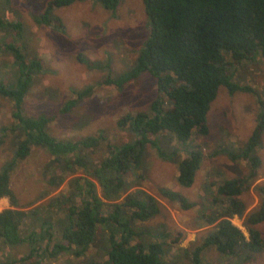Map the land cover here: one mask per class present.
<instances>
[{
    "label": "trees",
    "instance_id": "obj_1",
    "mask_svg": "<svg viewBox=\"0 0 264 264\" xmlns=\"http://www.w3.org/2000/svg\"><path fill=\"white\" fill-rule=\"evenodd\" d=\"M74 1L77 0L48 1L37 21L51 24L56 19L53 9ZM94 1L113 12L121 0ZM142 2L148 34L132 64L117 78L107 69L102 83L121 88L142 73H149L156 82L158 95L151 101L149 111L117 118V125L126 127L134 139L121 144L107 142L106 155L98 161L89 157L87 150L100 144L102 133L79 140L59 139L48 130L51 116H31L23 112L33 75L42 70L43 64L35 55L28 58L22 52L25 47L18 36L21 29L13 42L8 43L5 42L14 34L5 30L6 39L0 42L3 46L0 48L14 57L15 71L9 84L8 80L0 81V97L12 105V121L0 127V150L7 154L0 166V198L6 197L9 201V207L0 210V251L3 247L27 248L12 262L45 264L44 257L52 259L64 252L78 258L86 254L100 233V237L108 240L107 256L102 262L90 264H170L165 258L168 242L163 238L144 240L140 229L132 225L133 221H145L159 214L161 208L157 199L141 188L128 190L141 186L139 179L142 178L137 170L144 167L143 157L149 144L156 148L160 158L176 162V181L180 186L193 184L203 154L199 149H188L186 143L194 132L208 133L207 113L219 87L224 85L230 93L250 90L249 86L232 79L230 62L254 60L259 54L264 60V0ZM20 23L9 21L7 25L0 18V31L7 27L20 28ZM86 63L89 67L103 69L110 65L88 60ZM93 89L87 86L76 91L78 99L67 101L62 110L69 111ZM260 105L256 124L244 145L222 148L221 152H226L231 160H245L249 171L245 176L222 180L210 194V209L200 215L204 223L214 225L193 249L191 264H205L202 253L208 247L225 255L244 253L243 261L254 264L253 255L264 247L262 235L256 228L264 221V188H261L258 207L246 215V204L240 197L257 176L260 166V158L255 153L262 145L264 134V105L261 102ZM171 137L176 145L171 144ZM5 144L8 149H4ZM37 148L50 153V161L41 172L50 189L44 194L48 195L65 181L68 185L66 191L51 196L43 207L57 211L60 214L57 218L45 217L37 206L31 210L18 208L17 195L10 185L11 173L18 163ZM183 149L185 156L180 155ZM78 169L83 170L84 176L75 175ZM133 174L137 180L131 182L129 176ZM96 185L101 189V196ZM159 192L169 200L179 201L183 207L192 205L174 189L160 187ZM234 216L243 217L248 237L232 223Z\"/></svg>",
    "mask_w": 264,
    "mask_h": 264
},
{
    "label": "rangeland",
    "instance_id": "obj_2",
    "mask_svg": "<svg viewBox=\"0 0 264 264\" xmlns=\"http://www.w3.org/2000/svg\"><path fill=\"white\" fill-rule=\"evenodd\" d=\"M48 1L50 0H0L2 21L7 25L9 21L21 22L20 28H3L0 31V42L6 39L5 30L14 34L12 39L5 42L8 43L13 42L18 29H21L18 36L22 39H16L25 47L22 52L28 58L35 55L43 64L42 70L33 75L32 86L22 106L23 112L31 116H51L48 130L59 139L79 140L102 133L100 144L87 150L88 156L98 161L106 155L107 142L121 144L134 139V135L126 127L117 125V118L125 114L149 111L151 101L158 95L156 82L149 73H142L136 79L122 84L121 88L102 83L108 70L117 78L136 58L148 34L144 5L142 0H121L112 12L94 0H77L67 6L54 8L52 14L56 19L51 24L39 23L36 18H40L46 10ZM1 44L0 47H3ZM7 52L0 48V81L8 80L9 84L15 65L14 57ZM227 59L231 61L229 56ZM87 60L110 65L103 66L104 69L89 67ZM230 63L232 79L249 86L250 90L230 93L224 85L219 87L207 113L208 133L203 135L194 132L186 143L188 149H199L203 154L193 184L190 187L180 186L176 181V162L160 158L156 148L149 144L143 157L144 167L137 170L142 178L139 179L141 186L128 190L130 192L141 188L157 199L161 208L159 214L145 221H133L132 225L137 230L140 229L144 240L163 238L168 242L165 258L170 264H191L193 249L213 228L214 224L204 223L200 214L210 209V194L216 191V185L226 178L245 176L249 171L245 160H231L226 152L221 151L226 147L232 149L243 146L256 124L261 110L260 102L264 105V60L259 54L254 60ZM87 86H93V91L64 112L62 108L65 103L70 99L77 100L75 92ZM11 110L10 101L0 97V127L12 121ZM171 140L172 145L177 144L172 137ZM255 153L260 158L258 174L240 196L246 204L244 215L256 209L262 198L264 134L262 145ZM49 154L46 149L37 148L26 159L21 160L11 173L10 185L17 195L18 208L31 210L37 206L45 217L57 218L60 215L57 211L43 207L51 196L66 191L68 185L65 181L48 195L44 194L45 190L48 192L50 189H47L41 172L44 164L50 161ZM180 155H186L185 149ZM6 159L7 154L0 150V166ZM75 175L84 176L83 170L78 169ZM129 180H137L136 174L129 176ZM160 187L178 191L187 202L192 203L191 207L186 208L179 201L167 199L159 192ZM96 189L101 196L98 185ZM8 202L6 205L5 201L0 200V210L8 207ZM31 220L30 218L28 223ZM231 221L248 237L243 217L234 216ZM256 228L264 240V221L258 223ZM107 249V237H100L99 233L84 256L76 258L72 253L64 252L52 259L44 257L43 262H102L107 256ZM26 250V246L3 247L0 261L3 264H20L12 260L20 258ZM243 255L244 253L235 256L221 254L214 247H208L202 253L205 264H247L242 259ZM253 257L254 264H264V247Z\"/></svg>",
    "mask_w": 264,
    "mask_h": 264
},
{
    "label": "crops",
    "instance_id": "obj_3",
    "mask_svg": "<svg viewBox=\"0 0 264 264\" xmlns=\"http://www.w3.org/2000/svg\"><path fill=\"white\" fill-rule=\"evenodd\" d=\"M6 145V146H5ZM3 147H4V149H8V144H5ZM10 179H11V177H10ZM11 184V183H10ZM0 200H3V201H5V203H6V205H7V201H8V199L6 198V197H2V198H0ZM8 207H9V202H8ZM7 208V207H6ZM4 209V208H3ZM2 210V209H1Z\"/></svg>",
    "mask_w": 264,
    "mask_h": 264
}]
</instances>
